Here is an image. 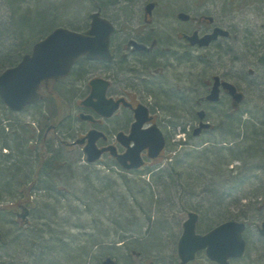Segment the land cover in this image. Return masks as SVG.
Here are the masks:
<instances>
[{
    "label": "rangeland",
    "instance_id": "obj_1",
    "mask_svg": "<svg viewBox=\"0 0 264 264\" xmlns=\"http://www.w3.org/2000/svg\"><path fill=\"white\" fill-rule=\"evenodd\" d=\"M150 1H156L157 5L153 10V15L147 19L145 6ZM100 2V0H0V34L4 37L2 41L5 42L4 45L8 44L13 47L11 56L15 60L20 59V53L15 51L20 50L21 44L32 48L36 41L57 26L87 29L91 21L90 13L99 9ZM102 4H104L103 13L116 24V31L113 34V42L116 44L126 42L130 37L166 39L169 35H173L179 42L176 35L178 31L191 32L195 28V24L192 25L185 21L186 19L178 17L181 12H186L190 17L191 15L212 16L214 25L227 28L230 31V36H221L210 46L195 43L199 47H195L193 50L181 49L177 56L171 55L169 57L171 64L165 67L164 74L155 79V83H145L149 90L142 91L144 96L138 94V97H143L141 99L152 100L160 109L158 112L161 122L159 126L167 139V146L158 160H148L142 170L133 172L121 168L114 162L109 163L105 159L87 163L83 146L62 147L70 162L74 163V168L81 167L79 168L80 174H89H86L87 177L84 180L78 178L73 183L71 182L72 184L62 183L68 187L64 188L63 186V188L70 189L74 195L83 188H89V191L101 201V206H105V215L99 217L102 223L109 225L112 229L119 225L117 222L119 221L130 229L127 236L131 241L136 240L142 243L136 246L131 243L133 248L130 245H118V247L116 243L117 254L112 256L117 260V264H180L178 240L183 231L184 221L191 210L190 206L199 200V197L194 196V192L196 194L202 190L205 181L207 182L204 188L207 187L211 191L215 187V183L227 182L228 184V181L231 180L227 174H222L223 167L218 172L214 170L221 164L217 165L220 161L216 162L219 159L215 155L209 156L211 153L209 149L205 151L204 155L194 153V156H188L185 152L199 147H209L211 140L221 141L223 127L220 126L224 124L226 116L230 113L243 115L244 118L253 112L264 113V0H105V2L102 1ZM27 11L32 13L28 17L31 19V26H34L32 34L40 29L37 27L39 17L43 18L42 21L39 18V23L44 22L42 29L53 25L43 35L31 38L30 42L21 40L23 38L20 39V37L17 38L12 31L14 18L16 19L21 13ZM49 11L52 15L51 20L47 19ZM214 25L209 23L200 25L198 28L201 31L208 28L210 30ZM30 28L32 27H26V29ZM4 69L5 67L0 68V72ZM214 75H220L237 84L239 89L244 92V100L233 106L232 98L228 93L223 92V97L219 102H208L206 95L209 93V83L214 81ZM67 83L66 80L63 83H52L51 88L55 90L54 96L46 90L43 91L46 96L53 98L50 101L53 108H47L44 101L22 111H13L8 107H3L1 112L4 117L6 115L19 123L13 126L8 125L7 129H13L15 132L21 125L24 137L28 138V134L33 131L39 136L43 133L44 128L47 130L53 124H60L65 118L67 122L63 123L65 126L61 125L60 129L63 131V129L69 128V133L73 130L76 132L74 137L65 138L66 142L74 141L86 134L91 125L80 120V117L77 118L78 114L75 109L76 101L83 97L77 96V98L69 99L68 93L62 94L67 91L65 87ZM171 90L177 93L173 94ZM49 110L51 116L47 113ZM199 110L207 112L205 120L210 121L213 128L195 135L193 130L199 125ZM7 121L5 120L3 123L8 124ZM61 130L59 137H68L62 136ZM64 133L68 134L67 130ZM55 136L56 132L52 130L47 138L53 139ZM29 144L32 146V151L39 146L42 152L48 154L43 149V144L39 142V137L33 141L30 140ZM247 145H250L249 142L244 143L243 147ZM56 146H60L58 142ZM224 153V155H220L224 159L237 156V153ZM31 156L33 157V155ZM241 158H243L244 164L235 158L231 160L229 168H232V164L235 168L233 171H229V174L235 176L245 172L252 178L249 179V182L240 185L238 189L235 188V192L240 194L256 192L261 184L253 176L264 173L261 166L264 164V152L258 155L250 152L245 156L242 155ZM170 162H174L176 169L170 166V169H165L166 175L157 174ZM70 170L72 169L70 168ZM66 173L73 178L72 173H68V171ZM154 173H156V181L153 179ZM161 177H168L166 179L171 181L170 188L164 186ZM142 180L148 181L151 187L144 186ZM43 190L34 189L38 203L41 202L39 195L45 193L50 196L49 192H45V190H49L48 188ZM21 191L25 193L27 190L21 185L17 192L21 193ZM70 198H62L64 204H73L78 207L77 198L74 201ZM249 199L252 201L255 198ZM3 201L1 205L4 206L10 203L9 200ZM250 201L246 205V200L241 201L244 205L227 203L226 207H229V210L234 213L246 212L245 217H242L243 215L238 217L239 220H244L248 224L245 231L248 241L245 260H249L250 263L252 260H256V264H264L262 262V260L264 261V236L258 229L264 220V199H260L257 204ZM83 203L85 201L80 202V205ZM123 205L126 209L122 208ZM82 208L86 209L84 204ZM62 211L61 216L65 217H61L62 223L66 225L64 228L69 232V235L87 230L75 226L77 221L80 224L89 225L88 230L92 231L90 226L94 221V216L90 214L92 211L85 212L79 218L71 217L66 209ZM66 217L71 219V224L65 223L68 222ZM18 221L22 223L21 218ZM155 222L160 225L164 224V230L163 233L158 234V240L152 243L156 228H153ZM137 223L141 227L135 229ZM198 229L205 231L207 226L205 228V225L199 222ZM143 243L146 246L151 245L147 248ZM104 257L100 260L95 258L92 264H102ZM190 264L217 263L205 256H200ZM232 264H239V262L236 260Z\"/></svg>",
    "mask_w": 264,
    "mask_h": 264
},
{
    "label": "trees",
    "instance_id": "obj_2",
    "mask_svg": "<svg viewBox=\"0 0 264 264\" xmlns=\"http://www.w3.org/2000/svg\"><path fill=\"white\" fill-rule=\"evenodd\" d=\"M100 1L101 2L100 4H98V7L99 10L102 11L104 7L102 1L105 2V0ZM30 15H32V13H30L29 11L21 13L19 16H17L16 19L14 18V21L12 22V31L14 33L13 35H15L17 38L20 37V39L23 38L21 40L31 41V38L43 35L44 33H46V30L52 28L53 26L52 25L46 29H42L44 22L39 23V21H42L43 19L39 17L40 20L38 18L37 27H39L40 29L37 30L35 34H32L34 31V26H31V19L28 18ZM47 16V19L51 20V11H49ZM26 27L32 28L26 29ZM3 38L4 37L2 36V34H0V68L13 66L19 61V59L15 60L11 56L13 47L8 44L4 45L5 42L2 41ZM21 46L20 50L15 51L16 53H20L21 56L25 52L30 51V48L25 47V44H21ZM171 92L173 94L177 93L174 90H171ZM3 107L6 106L0 99V218L8 219L10 221V224H0V246H2L4 249L1 250L0 248V264H92L95 258L100 260V258L104 256L117 254L115 250L116 243L117 246L130 245L132 241L130 237L127 236V232L130 231L129 228H126L119 221H117L119 225H116V227L112 229L109 227V225H105L104 223H102L99 217L105 215V206H101V201L98 200L95 194H92L89 191V188H83L79 190V192L75 193V195L70 192V189H64L67 186L63 185L62 183L70 184L78 178L84 180L85 177H87L86 174H88H80L79 168L81 167L74 168V163L70 162V159L65 155V151L63 149L65 146H56V141L54 139H44L43 133L46 128H44V131L42 133L43 135L40 134L38 136V134L33 131L31 134H28V138L22 135L21 125L18 126L19 129H16L15 132L13 131V129H7L9 128L8 125L13 126L19 123H16L17 120H12V118L7 117L6 115L4 117L3 113L1 112V110H3ZM5 120H8V124L3 123V121ZM220 127H223V132H225H222L223 138L221 139V141L211 140L209 141V147H199L195 148V150H189L185 152L188 156H194V153L197 155H204L205 151L209 149V151H211V153H209V156L215 155L216 158L219 159L216 162L220 161L217 165L221 164L214 170L218 172L220 168H224L222 174H227L231 178V180L228 181V184L227 182L223 184L215 183V187L212 188L211 191H209L207 187L204 188V185L207 182L205 181V183H203V189L196 194L194 192V196L199 197V200L196 204H192L189 209H191L190 211L193 210L199 214V221L201 224L205 225V228L207 226V230L225 220L238 219V217L242 215V217H245L247 215L246 212H232L231 210H229V207H226L227 203L242 204L241 201L246 200V205L247 202L250 201L249 198H255L250 202L254 201L257 204L260 199H264V173L253 176V178L261 184L258 191H252L250 193L242 194L235 192V188L238 189L243 183L249 182V179H251L252 176L248 175L247 173L245 174V172L242 175L235 176H231V174H229V171H233V169L235 168L233 164L232 168H229L231 165V160L233 158L239 160L242 164V155L245 156L250 152H254L258 155L261 152H264V148H261L264 147V113L256 114L255 112H253L247 118H244V116L240 114L230 113L226 116L224 124H222ZM18 131L21 132L19 133ZM38 137L39 142L43 144V149L45 150V152H48V154L42 152L39 146L32 151V146L31 144H29V141H33ZM247 142H249L250 145L243 147L244 143ZM3 147L4 149H2ZM224 152H228L230 154L237 153V156L224 159L220 156L221 154L224 155ZM33 153L39 155L38 170H42L43 167H46L47 169V173L45 172L41 174L40 178L39 174L41 171H38V174L36 176L34 175L31 177L32 173H34V171L32 170L33 165L31 162L34 159V156H31ZM67 161L69 162L67 163ZM170 166L173 169H176V165L174 164V162H170L166 168H162L157 172V174H161L162 176L166 175L167 172L165 169H170ZM261 166L264 170V164H262ZM70 168L72 170H70ZM29 170H31V178L28 181L23 182V178L20 176L19 172L24 174ZM66 171H68V173H72L73 178L70 177L66 173ZM153 175V179L156 181V173H154ZM166 178L168 177H161L160 179H163L162 182H164L165 187L170 188L171 181ZM215 181H218V179H215ZM33 182L36 183L30 188V185H27V183L33 184ZM16 183H20L19 186H24L25 190L27 191L25 193L22 191L21 193L17 192L16 194H14V191H7V189H10L11 186H15ZM142 183L144 186H150L148 181L142 180ZM237 185L238 187H236ZM35 188H40L42 189V191H44L43 189L48 188L49 190H45V192H49L50 196L45 193L43 195H39V198H41L40 203H38L36 196L32 200L31 195H33ZM56 196H60L59 199L61 197H71L70 199L73 201L75 198H77L76 201H78L77 203L79 204V208L74 206L73 204L65 205L62 198L61 200H59ZM3 200H9L10 203L6 206L1 205V203L4 202ZM83 201H85V203L83 204L86 209L82 208L83 204L80 205V202ZM91 201L93 202L88 204ZM23 205H26L30 208V214L29 221L26 222L24 220V222L23 219H21V223L18 221V214L21 206ZM88 205H90V207H88ZM122 208L126 209L125 205H123ZM63 209L68 210V213L73 218H79L80 215L85 214V212L90 213L89 211H92V213H90L94 216V221L92 222V224H90L92 231L88 230L89 225L87 226L86 224H80L77 221V223L74 224L75 226L87 230H83L78 234L73 233L72 235H69V232L64 228V226L66 225L62 223L63 221L61 219V217H64L61 216L63 214ZM42 214L46 217H42L41 220L35 218V215L39 216ZM66 218L68 222H64L71 224V219L68 217ZM163 226L164 224L160 225L156 222L153 224V228H156L154 229V241H152V243H155L156 240H158L159 233H163ZM138 227H141L139 223H137L135 229H138ZM9 233L13 234V236L11 237L13 239V243H8L10 245L8 247L7 245H3L2 243L4 242V240L7 241L6 236H8ZM143 244L144 247L147 248H149L148 246L151 245L150 244L146 246L145 243ZM200 256H204V254L202 253L199 255V257ZM237 262H239V264H256V260H252L250 263L249 260H245V257L242 259H238ZM262 262L264 261L262 260Z\"/></svg>",
    "mask_w": 264,
    "mask_h": 264
},
{
    "label": "water",
    "instance_id": "obj_3",
    "mask_svg": "<svg viewBox=\"0 0 264 264\" xmlns=\"http://www.w3.org/2000/svg\"><path fill=\"white\" fill-rule=\"evenodd\" d=\"M154 6L155 3L150 2L147 5V11L151 13ZM179 17L188 19L190 15L181 12ZM91 19V26L85 32L65 26L55 28L47 36L37 41L33 45L32 51L26 53L18 64L2 71L0 73L1 100L10 109L20 111L40 99L39 88L43 81L48 82L68 75L81 56L86 55L89 59L112 60L111 36L115 30V25L107 17L101 15L100 11L92 12ZM210 19L212 18L210 17ZM228 34L229 31L221 27H215L212 33H208L203 37H199L198 32H195L190 38L193 44L209 45L219 35ZM130 44L137 49H148L146 44L134 39L130 41ZM102 81L101 79L91 81L93 90L84 100V103L90 104L96 109L99 108V102H102L103 106L100 107V111L105 116H110L118 109L120 102L124 99H107L104 93L107 84L105 83L102 94L95 101L94 97L97 96L95 93L96 85ZM220 85L229 91L236 103L243 99V94L237 92V88L232 83L229 81L221 82L220 77L216 76L214 85L207 95L209 100L217 101L220 99ZM135 114L136 121L133 124L131 134L134 144L129 146L128 151L125 153H117L116 148L113 146L99 148L95 136L99 132L95 129L90 130L86 137L77 140L76 143H84L88 138L84 149L89 162H95L105 150H111L117 156L120 164L131 169L139 168L145 163L142 157L143 149L149 150L151 158L160 155L166 144L162 129L157 124L146 130L141 129L149 119L148 108L145 105L139 104L135 108ZM198 114L200 118L204 119L206 112L200 110ZM81 116L93 120L90 114L82 113ZM210 126V122L203 120L200 126L196 128L195 134H199L203 128H209ZM198 219V213L191 211L184 222V229L178 241V254L182 264L194 260L198 252L202 250L218 264H231L232 259L245 256L247 251V240L244 236L247 227L245 221L227 220L208 232L200 233L197 231ZM260 232L264 235V222ZM103 264H117V262L115 258L108 256L103 260Z\"/></svg>",
    "mask_w": 264,
    "mask_h": 264
},
{
    "label": "flooded vegetation",
    "instance_id": "obj_4",
    "mask_svg": "<svg viewBox=\"0 0 264 264\" xmlns=\"http://www.w3.org/2000/svg\"><path fill=\"white\" fill-rule=\"evenodd\" d=\"M206 16L207 15H191L189 19H183L189 23H192V25L195 24V28L191 32L186 30L178 31L176 35L177 40H180L179 42L176 41V38L173 35H169L166 39L153 37L148 39H138L130 37L126 42L116 44L113 42L112 36L111 50L114 55L113 60H90L86 56L81 57L75 63L69 75L58 80H50L48 82L43 81L40 87V100L29 107L36 106L40 102L44 101V103L46 102L45 106L47 108H53L54 106L50 105V101L53 98L46 96L43 91L46 90L48 93H50V95L54 96L55 90L51 88L52 83H63L66 80L68 81L65 86L67 91L63 92L62 94L65 95L68 93L67 97L69 99L77 98V96L83 97L81 100L76 101L75 109L78 114L77 118L80 117V120L88 122L91 125L87 133L82 135L80 138H84L91 129H95L100 132L95 135L96 143L99 147L103 148L114 146L116 147L118 153L127 152L129 146H132L134 143V140L131 138V134L133 132L134 121L136 120L135 108L139 105V103H143L147 106L149 110L148 117H150V119L143 124L141 128L142 130L150 128L155 123L158 125L161 123L159 121L158 114L160 110L158 108L159 106L155 105L150 99H141L143 97H138V94L144 96L142 91L146 92L149 90L146 85L147 82L155 83V79L164 74L163 72L165 67L171 64L169 58L171 55L177 56L181 49L193 50L195 47H199L198 45L192 43L190 37L193 36L195 32H199V36H203L213 30L215 26L214 22L209 21ZM147 19H150V17H147ZM209 23L214 25L210 30L208 28L201 31V29L198 28L200 25H208ZM132 39L145 43L149 46V48H135L132 44H130ZM172 40H174V42H171ZM94 79L103 80L102 82H98L96 85L95 93L97 96L94 97L95 101H97L99 96L102 94L105 83L107 84L105 86L104 93L107 99L113 98L115 100H125L120 102L118 109L110 116H105L100 111V107L103 106L102 102H99V108L96 109L92 105L84 103V100L91 94L93 90L91 81ZM209 85L210 90L213 86V83H209ZM224 91L225 90H222V92ZM47 113H49V116H51L50 110L49 112L47 111ZM82 113L91 114L94 116V119L90 120L83 118L81 116ZM66 120L67 119L64 118L60 124H53L51 127L47 128V130H45L46 132L44 134V139H47L50 131L52 130H55L56 132V136L53 137V139L58 143L66 142L64 140L65 138L69 139V137H74L76 134L74 130L69 133V128H67L66 130L68 134H66L64 133L66 131L65 129H63V131L60 129L61 125H64L63 123L67 122ZM198 124H200V119ZM60 130L62 131V136L64 135L68 137H59ZM72 142L73 141L66 142L67 146H75ZM163 152L164 150L156 159H151L149 156V150L143 149L142 156L145 160V164H147L148 160H158L162 156ZM103 159L109 163L114 162L121 167V165L118 163L117 156L113 155L110 150L105 151L102 154L101 160ZM143 167H145V165ZM143 167L139 169H133L131 171L136 172L142 170Z\"/></svg>",
    "mask_w": 264,
    "mask_h": 264
},
{
    "label": "bare ground",
    "instance_id": "obj_5",
    "mask_svg": "<svg viewBox=\"0 0 264 264\" xmlns=\"http://www.w3.org/2000/svg\"><path fill=\"white\" fill-rule=\"evenodd\" d=\"M32 155L34 156V159L32 160L33 161V163H32V165H33L32 170L34 171V173H32L31 177L34 176V175L36 176L38 174V171H41L40 174H39V178H40L41 174H43L45 172L47 173V169H46V167H43L42 170H38V167H39V155L36 154V153H34ZM19 170H21V169H19ZM30 173H31V170L27 171V173H24V174H22L21 172H19L20 176L23 178V182H26V181H28L31 178L30 177ZM16 184H15V186H11L10 189H7V191H9V192L11 191L12 192V191L15 190V193L14 192L13 193L16 194L17 191H18V189H19V187H20L19 186L20 183H18L17 185ZM56 197L58 198V196H56ZM64 198H66V197H64ZM42 217L44 218L46 216L43 215V214L42 215H39V216H35V218H38V219H42ZM0 224H2V225H9L10 224V221L8 219L0 218ZM206 230L205 231H202V232H206ZM207 231H209V230H207ZM12 236H13V234L12 233H9L8 236H6L7 241L4 240V242L2 244L3 245H7L9 247L10 246L9 244H12L13 243V239L11 238ZM132 244L134 246H136V245L141 244V243H139L138 241L135 240L134 242L132 241ZM133 245H130L131 248H133ZM0 248H1V250H4L2 246H0Z\"/></svg>",
    "mask_w": 264,
    "mask_h": 264
}]
</instances>
